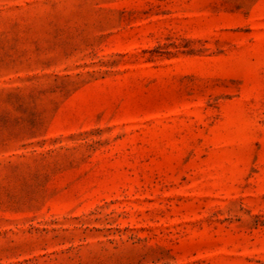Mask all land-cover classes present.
<instances>
[{"label":"rangeland","instance_id":"1","mask_svg":"<svg viewBox=\"0 0 264 264\" xmlns=\"http://www.w3.org/2000/svg\"><path fill=\"white\" fill-rule=\"evenodd\" d=\"M0 264H264V0H0Z\"/></svg>","mask_w":264,"mask_h":264}]
</instances>
